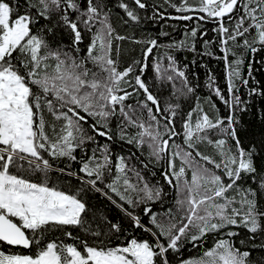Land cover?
Returning <instances> with one entry per match:
<instances>
[{
    "label": "snow or ice",
    "instance_id": "obj_1",
    "mask_svg": "<svg viewBox=\"0 0 264 264\" xmlns=\"http://www.w3.org/2000/svg\"><path fill=\"white\" fill-rule=\"evenodd\" d=\"M0 264H264V0H0Z\"/></svg>",
    "mask_w": 264,
    "mask_h": 264
},
{
    "label": "trees",
    "instance_id": "obj_2",
    "mask_svg": "<svg viewBox=\"0 0 264 264\" xmlns=\"http://www.w3.org/2000/svg\"><path fill=\"white\" fill-rule=\"evenodd\" d=\"M157 2H162V0H157ZM168 12L171 15H176L175 11L173 9H168ZM151 13H149L150 15ZM194 23V22H192ZM164 29L168 32L171 33V37H166V38H161V42L162 43H168L169 39H175V40H180L183 39L184 37V31L183 29L185 28V26H192V24L190 22L187 21H177V20H172V19H168L167 21L163 22L162 25ZM160 26L156 25V24H148L144 27H146V29L150 32H152L153 35H155L159 30H160ZM118 27V25H117ZM208 30H209V38L214 37V33H212L210 30L213 27L212 24H207L205 26ZM137 35H139V33H137ZM136 54H139V47H137L136 49ZM183 53L180 54L181 59H183ZM189 59H191V54H189ZM206 61H209V67L213 69L217 79L220 82L221 87H224L225 81H224V74H225V69H224V64L222 61H217L215 59H211L209 60L208 57L204 58ZM257 59H259V57H257ZM257 75H259L257 73ZM205 77H204V73L203 70H201L200 72V82L201 85H203V81H204ZM201 92L206 93L207 89L205 88H201ZM219 103V102H217ZM220 107L223 109V105H220Z\"/></svg>",
    "mask_w": 264,
    "mask_h": 264
}]
</instances>
